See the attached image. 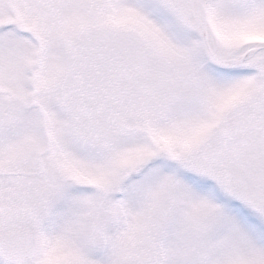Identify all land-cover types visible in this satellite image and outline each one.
Listing matches in <instances>:
<instances>
[{
    "label": "snow or ice",
    "instance_id": "snow-or-ice-1",
    "mask_svg": "<svg viewBox=\"0 0 264 264\" xmlns=\"http://www.w3.org/2000/svg\"><path fill=\"white\" fill-rule=\"evenodd\" d=\"M0 264H264V0H0Z\"/></svg>",
    "mask_w": 264,
    "mask_h": 264
}]
</instances>
